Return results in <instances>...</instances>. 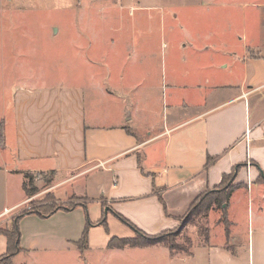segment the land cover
Wrapping results in <instances>:
<instances>
[{
    "label": "crops",
    "instance_id": "crops-1",
    "mask_svg": "<svg viewBox=\"0 0 264 264\" xmlns=\"http://www.w3.org/2000/svg\"><path fill=\"white\" fill-rule=\"evenodd\" d=\"M114 4L169 10L165 18L181 22L177 43L186 59L174 66L179 53L172 50L140 53L137 64L130 61L122 70L108 65L102 79L108 87L94 79L85 86L65 82L45 75L43 67L22 66L17 79L3 86L2 95L11 92L1 105L0 184L6 197L8 186L15 197L2 206L0 223L43 193H52L55 203L76 201L46 216L21 217L9 258L3 256L10 241L0 233V264H264V0ZM253 47L258 52L251 54ZM153 56L156 65L148 71L145 63ZM149 75L152 86L162 76L170 108L159 129L150 123L140 132L138 106L152 103ZM89 87L93 95L86 99ZM231 172L235 186L225 214L234 247L212 237L188 253L159 242L108 246L112 237L134 236L119 217L150 236L172 230L197 196ZM44 175L49 183L27 197L23 183L31 180L36 188ZM240 192L247 211L241 238L234 226ZM87 221V242L80 247Z\"/></svg>",
    "mask_w": 264,
    "mask_h": 264
},
{
    "label": "rangeland",
    "instance_id": "rangeland-1",
    "mask_svg": "<svg viewBox=\"0 0 264 264\" xmlns=\"http://www.w3.org/2000/svg\"><path fill=\"white\" fill-rule=\"evenodd\" d=\"M260 11L261 31L264 33V8ZM167 12H169L167 9L162 13L120 9L114 4V0H0V116L4 113V107H1L4 106L2 97L8 101L11 92L7 88V94L2 95L3 86L9 85V80L17 79L20 73L17 71L22 66L43 67L47 76H61L65 82L75 81L83 86L87 80H98L97 83L100 85L103 83L105 87H108L107 79H102L107 75L108 65L122 70L130 61L134 62L133 65L137 64L140 53L152 52L159 56L172 50L173 54L179 53L174 59V66H180L181 61L186 59L183 51H187L177 43L182 35L181 22L178 19L169 22L168 17L165 18ZM257 50L253 47L249 49V53H257ZM263 53L262 50L260 54ZM153 59L154 56L151 60L149 57L145 63L148 71L149 68L153 70L155 67L153 65H156ZM164 82L161 76L159 82L152 86L153 78L151 75L148 76L147 92L152 103L138 106L139 124L142 126L138 131L145 132L144 126L150 123L155 129H159L166 106L169 112L166 91H163ZM85 92L88 99L93 89L86 88ZM113 102L111 104L114 108L116 105ZM6 119L7 117L3 124ZM1 133L0 129V146L3 147ZM40 180V185L36 187L37 192L49 183V176L44 175ZM232 181L233 178L229 180L226 178L223 187L233 190L235 185H231ZM2 187L1 183L0 210L5 203H12L15 197L10 186L7 197ZM253 193L256 194L255 190ZM240 195L242 197L237 204L238 219L234 226H237L238 230L236 235L241 238L242 228L247 224V211L245 192H240ZM54 200L52 193L48 192L34 196L18 211L12 213L7 221L0 223V231H10L18 214L33 208H41L45 201H50L51 205H73L76 201L75 198L65 203H55ZM202 208L199 201L191 203L186 213L178 218L177 226L166 231V234L170 235L167 240H172L174 246L187 251L192 245L203 242L206 237L209 239L212 237L213 241L234 247L232 233L229 231L230 223L225 214L226 209L223 210L216 205H208L201 211ZM3 257L9 258L11 254L8 252ZM21 257L23 256L18 255L17 259Z\"/></svg>",
    "mask_w": 264,
    "mask_h": 264
},
{
    "label": "trees",
    "instance_id": "trees-1",
    "mask_svg": "<svg viewBox=\"0 0 264 264\" xmlns=\"http://www.w3.org/2000/svg\"><path fill=\"white\" fill-rule=\"evenodd\" d=\"M229 175V176H228ZM228 175H224L222 177L221 183L218 185L219 187H214L213 189H209L204 191L202 194L197 196L194 201L192 202L195 204V202L199 201L200 207L206 208L208 205H216L219 208H222L223 210L226 209L228 205V200L231 195L232 190H227L223 186V182L227 178V180L233 178L234 173L231 172ZM28 177V176H26ZM222 184V185H221ZM23 188L25 191V194L27 197L32 196L36 192V188L32 185L31 180H28L26 183H23ZM41 205V208H33L27 211H23L20 214H18L14 220L12 229L10 231H0V233L4 234L7 237V242L10 241V245L8 244L7 250L8 252L14 253L17 249L18 240H19V228H18V222L21 217L28 213H38L41 216H46L56 210L57 208H60L62 205H51V203H47ZM68 207H72L73 205H67ZM201 209L204 210V209ZM200 212V211H198ZM121 221H123L126 225H128L134 232V236L127 237V238H116L112 237L108 243L109 247H124V246H144L152 243H163L165 244L171 252H185L188 253L187 250H183V248H179L177 246H174L172 243V240H167V238L170 236L166 234V232L160 233L158 235H147L143 233L142 231L138 230L134 226H132L127 220H125L122 217H119ZM103 222V220L101 221ZM90 225V223L87 221L85 230L83 232V235L81 239L78 241V245L85 246L87 242V227Z\"/></svg>",
    "mask_w": 264,
    "mask_h": 264
}]
</instances>
